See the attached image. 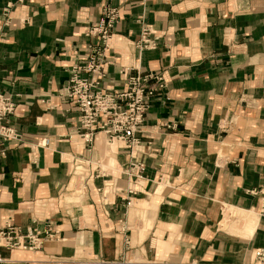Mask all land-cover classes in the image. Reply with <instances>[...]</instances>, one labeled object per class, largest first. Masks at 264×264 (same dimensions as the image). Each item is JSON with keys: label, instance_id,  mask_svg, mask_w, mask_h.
<instances>
[{"label": "crops", "instance_id": "obj_1", "mask_svg": "<svg viewBox=\"0 0 264 264\" xmlns=\"http://www.w3.org/2000/svg\"><path fill=\"white\" fill-rule=\"evenodd\" d=\"M106 6L119 19L104 87L123 90L125 69L167 80L132 152L103 133L90 149L63 94ZM144 26L155 48H137ZM0 91L21 134L0 160V223L56 232L39 250L0 247V264H255L264 0H0ZM134 158L139 177L125 173Z\"/></svg>", "mask_w": 264, "mask_h": 264}, {"label": "built area", "instance_id": "obj_2", "mask_svg": "<svg viewBox=\"0 0 264 264\" xmlns=\"http://www.w3.org/2000/svg\"><path fill=\"white\" fill-rule=\"evenodd\" d=\"M27 1L17 0V3ZM118 19L119 10L106 6L99 22L89 27L87 34L95 37L97 42L88 46L85 62L73 66L70 70L63 94L80 113L78 131L89 144L90 149L95 144L97 135L103 133L109 141L124 142L132 152L133 148L140 143L138 134L145 122L151 102L156 95L165 92L167 80L159 71L133 73L132 69H125L121 71L126 81L123 90L104 87L103 80L107 75V67L111 63L107 55L109 39ZM151 34L149 26H144L136 42L138 49L156 47V38H152ZM16 108L15 98L0 91V160L6 156L8 142L21 137V134L9 123ZM163 125L167 128L171 127L166 123ZM47 143L48 140H44V144ZM143 169V162L134 158L125 169V173L139 177ZM259 193L261 197L259 214L264 217V188L253 191V194ZM54 238H56V232L51 226L44 230L27 227L23 231L20 226L10 221L0 223V247L9 250H39L44 242ZM1 261L3 258L0 255ZM117 264H123V262ZM255 264H264V247L256 250Z\"/></svg>", "mask_w": 264, "mask_h": 264}, {"label": "rangeland", "instance_id": "obj_3", "mask_svg": "<svg viewBox=\"0 0 264 264\" xmlns=\"http://www.w3.org/2000/svg\"><path fill=\"white\" fill-rule=\"evenodd\" d=\"M79 179H78V184H79V186L81 187V185H82V183H83V175L82 176H79L78 177ZM80 180V181H79ZM81 189V188H80ZM79 188H77V192L78 193H80L79 192V190H80ZM253 213H255L254 211H253ZM231 221H233L234 223H241L243 220H242V218L241 217H235V218H233Z\"/></svg>", "mask_w": 264, "mask_h": 264}, {"label": "bare ground", "instance_id": "obj_4", "mask_svg": "<svg viewBox=\"0 0 264 264\" xmlns=\"http://www.w3.org/2000/svg\"><path fill=\"white\" fill-rule=\"evenodd\" d=\"M79 173H81V172H78L77 174H79ZM77 178H78V177H77ZM78 179H79V178H78ZM79 181H80V180H79ZM77 183H78V182H77ZM73 184H75V183H73ZM82 187H83L82 185H81V187H80V186L77 187V188H79V189L81 188V189L79 190V192L82 191ZM147 224H148V223H147Z\"/></svg>", "mask_w": 264, "mask_h": 264}]
</instances>
